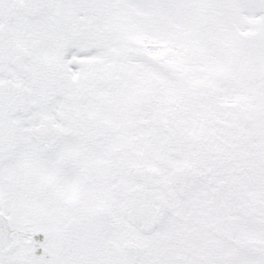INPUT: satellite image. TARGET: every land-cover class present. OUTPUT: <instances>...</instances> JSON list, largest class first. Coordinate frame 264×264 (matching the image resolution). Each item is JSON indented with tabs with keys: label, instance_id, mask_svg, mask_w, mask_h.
<instances>
[{
	"label": "snow or ice",
	"instance_id": "snow-or-ice-1",
	"mask_svg": "<svg viewBox=\"0 0 264 264\" xmlns=\"http://www.w3.org/2000/svg\"><path fill=\"white\" fill-rule=\"evenodd\" d=\"M0 264H264V0H0Z\"/></svg>",
	"mask_w": 264,
	"mask_h": 264
}]
</instances>
